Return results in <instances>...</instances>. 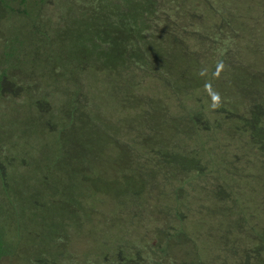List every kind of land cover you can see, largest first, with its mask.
<instances>
[{
	"label": "trees",
	"instance_id": "trees-1",
	"mask_svg": "<svg viewBox=\"0 0 264 264\" xmlns=\"http://www.w3.org/2000/svg\"><path fill=\"white\" fill-rule=\"evenodd\" d=\"M17 1L18 5H14L8 0H0L3 11L19 10L27 14L23 7L27 6L28 0ZM169 1L151 0L150 5L139 6L136 8L139 18L134 21H118L119 18H126L129 8H103L102 17L114 24L103 23L93 29L95 33L105 31V38L93 40L107 58L112 47L119 44L128 55L117 58V62L123 63L125 72H139L138 83L133 85L134 89L129 87L131 91H128L131 117L119 123L122 129L111 134L110 141L121 154L118 164H125L132 177L138 174L143 186L141 195L145 199L127 202L131 209L129 215L125 214L127 221L123 224L119 216L116 218V227L122 229V239L121 244L114 245V250L105 243L102 251L89 252L85 242V249H79L82 252L70 260L76 264H204L199 253L202 254L206 246L215 254L214 264H263L264 219L259 221L258 213L264 215V180H261V187L250 185V182L257 181L256 184H259V174L264 176V67L259 69L256 58L236 56L248 46L246 27L238 26L244 32L237 36L228 31L232 41L226 44L212 36L214 32L219 35V31L225 29H220L218 21L214 28L208 23L199 28L204 31L188 28L179 22L189 15L185 11L188 1H192L193 5L197 1L205 7L204 15L212 22L217 13L213 0ZM219 2V7L225 8ZM227 13L225 9L223 14ZM230 26L228 22L226 28ZM261 26L264 28V20ZM46 31H49L48 28ZM165 36L172 40L177 46L176 51L184 57L181 66H185V70L180 72L181 76L173 72L170 46L162 52L161 43ZM197 40L205 43L207 49L196 43ZM252 40L250 44L254 51L259 52L257 42ZM248 59L253 60V65L247 64ZM98 64L101 66L104 63L96 55L80 56L76 70L81 75H87L85 72H89V68L99 71ZM63 68L64 63L59 61L52 70L57 73ZM177 69L179 71L180 65ZM203 74H206L204 77L215 75L216 78L203 86L197 83V78ZM51 76V73L47 75L48 78ZM148 77L152 83L146 87L143 84ZM31 84H23L16 76L6 75L5 68L0 69V104L6 99L18 103L21 96L33 94L35 90ZM137 88L139 94H136ZM232 90L240 96L239 110L232 103ZM49 98L47 96L38 102L43 116L44 113L51 115L55 109ZM71 98H74L72 106L75 111L86 110L83 95L74 94ZM137 109L141 111L139 120L135 115ZM50 128L55 131L52 126ZM229 128L232 131L230 140L220 139L219 136H226ZM7 136L4 137L7 150H14L13 140ZM235 138H241L239 145L232 142ZM235 148L246 150L239 153ZM132 157L142 159L143 166L133 165ZM15 159V156L0 155V174L7 177L4 187L9 185L8 174L16 166L13 163ZM102 170L94 168L92 172L104 180V188L90 186V183L89 191L85 192L86 198L100 204L97 196L101 194L102 200L104 195H109L112 197L109 203L125 206L126 200L117 196L119 178H114L109 170L105 179ZM114 172L117 176L121 173V178L128 177L130 181L125 170L127 177L123 170L115 169ZM94 176L91 175L92 180ZM247 194L259 195L254 201L255 210H250L248 204L251 201H247ZM211 203L221 205L228 216L237 214L236 218L243 217L244 221H236L234 227L228 221L224 230L230 232L216 233L217 236L205 232L203 228L198 229L200 234L186 230L188 222L194 220L197 224L204 212L208 213L209 208L205 206ZM97 213L95 211L94 214ZM179 233L181 238L177 236ZM11 253L6 237L0 233V263ZM81 256L83 261H79ZM30 263L64 264V261H52L49 255L43 254L33 257Z\"/></svg>",
	"mask_w": 264,
	"mask_h": 264
},
{
	"label": "rangeland",
	"instance_id": "rangeland-1",
	"mask_svg": "<svg viewBox=\"0 0 264 264\" xmlns=\"http://www.w3.org/2000/svg\"><path fill=\"white\" fill-rule=\"evenodd\" d=\"M8 1L18 5L17 0ZM218 1L213 0L217 13L211 19L212 22L204 15L205 7L197 1L195 5L192 1L186 2L185 11L189 15L179 22L188 28L204 31L200 30L204 25L208 23L214 28L218 21L220 29H225L219 31V35L214 32L215 35L212 36L226 44L232 41L228 31L232 36H237L244 32L240 28L246 27L248 46L236 56L256 58L259 69L263 68L264 28L261 25L264 20V0H220L225 8H220ZM143 4L148 6L151 0H28L27 6L23 7L28 12L25 14L19 10L3 11L0 3V69L5 68L6 75L16 76L23 84L32 83L35 90L33 94L21 96L18 103L6 99L0 104V155L16 157L13 162L16 166L8 174L7 187L3 186L7 177H1L0 174V233L6 237L12 252L0 264H31L33 257L43 254L49 255L52 261L63 260L64 264H76L70 258L82 252L79 249H85V242L89 246V252L102 251L105 243L110 244L113 250L114 245L121 244L122 229L116 227V218L119 216L122 224L126 222L125 214L129 215L131 209L127 202H139L145 196L141 195L143 186L138 174L132 177L125 164H118L117 159L121 154L111 144L110 136L121 131L119 123L124 118L131 117L128 91H131L129 87L133 88L138 83L136 78L138 79L139 72H125L123 63L117 62V58L128 55L119 44L112 47L107 58L93 40L105 38V31L95 33L93 29L103 23L114 24L112 20L102 17L103 8H129L126 18L118 19L119 22H124L137 20L139 15L136 8ZM225 9L228 10L227 14H223ZM228 22L231 26L226 28ZM250 40L257 42L259 52L254 51ZM196 43H201L207 49L205 43L199 40ZM161 45L162 52L167 51V46H170L168 50L173 60V72L181 76L180 72L185 70V66H181L183 55L176 51L177 46L166 36ZM217 45L220 46L219 43ZM179 50L182 51L181 48ZM159 52L158 50V55ZM92 55H96L105 65L98 64L99 71L89 68V72H85L87 75H81L76 70L80 56ZM54 59L58 61H53ZM59 61L64 63V68L54 73L52 68ZM246 62L253 65L251 59ZM50 73L52 76L48 78ZM205 75H198L197 83L206 86L211 79L216 78L215 75L204 77ZM217 78L220 79L221 76ZM150 80V77L146 78L143 85L148 87L152 83ZM159 88H162V83ZM135 91L139 94V88ZM74 94L86 98L85 111L74 110V98H71ZM47 96H50L55 109L51 115L44 113L43 116L38 102ZM231 96L234 107L239 110V94L232 90ZM135 115L139 120L141 111L137 109ZM50 126L55 131H51ZM231 133L229 128L226 136L221 135L219 138L230 140ZM6 135L13 140L14 150H7L4 140ZM240 140L241 138H235L232 142L239 145ZM239 150L236 151L242 153L246 149ZM130 160L133 165L137 163L143 166L142 159L132 157ZM94 168H102L105 179L109 170L114 178H119L117 196L126 200L125 206L119 207L116 202L109 203L112 199L109 195H104L101 200L99 194L97 200L100 204L86 198L85 192L89 191L90 183V186L102 188L105 185L104 180L92 172ZM115 169L125 170L130 181L125 172L127 179L121 178V173L117 176ZM91 175H95L93 180ZM259 176L260 183L251 181L250 185L261 187L264 176ZM108 183L110 187L113 186L112 180ZM258 196L247 194V201H251L248 204L250 210H255L254 201ZM205 207L209 208L208 213L204 212L198 225L194 220L188 222L186 230L199 233L198 229L203 228L205 232L217 236L216 233L230 232L224 230L228 221L231 227L238 220L244 221L243 217L236 218L237 214L228 216L219 204L211 203ZM95 211L98 213L94 214ZM263 219L264 215L258 213V220ZM186 230L181 233L185 234ZM182 234L179 233L178 238ZM202 237L206 239L205 236ZM199 256L204 264H214L215 254L208 247L205 246L204 252L199 253ZM83 260L84 257L81 256L79 261ZM261 263L264 264V259Z\"/></svg>",
	"mask_w": 264,
	"mask_h": 264
}]
</instances>
